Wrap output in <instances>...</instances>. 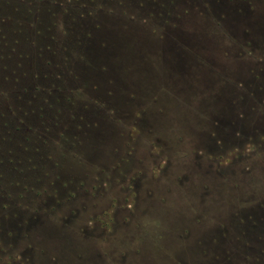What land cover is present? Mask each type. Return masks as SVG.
<instances>
[{
	"label": "rangeland",
	"instance_id": "1",
	"mask_svg": "<svg viewBox=\"0 0 264 264\" xmlns=\"http://www.w3.org/2000/svg\"><path fill=\"white\" fill-rule=\"evenodd\" d=\"M251 4L0 0V264H264V102L203 131L211 97L264 72V2ZM198 139L226 181L182 188L219 204L210 218L169 178L192 157L219 170L192 155Z\"/></svg>",
	"mask_w": 264,
	"mask_h": 264
},
{
	"label": "trees",
	"instance_id": "2",
	"mask_svg": "<svg viewBox=\"0 0 264 264\" xmlns=\"http://www.w3.org/2000/svg\"><path fill=\"white\" fill-rule=\"evenodd\" d=\"M188 1V0H187ZM193 2H194V0H192ZM228 1H230V0H228ZM253 0H240V4H242L243 6H245L246 8L248 7V9H252L251 7H252V4H251V2H252ZM263 2H264V0H263ZM238 3V2H237ZM179 7H182L183 8V11H186L187 9H189V6H188V3H187V5L186 4H180L179 6H178V8ZM185 7V8H184ZM192 7V6H191ZM181 8V9H182ZM202 11L205 13V15L207 16V17H209L208 15H212V14H210L211 13V11L208 9V8H206V9H202ZM211 19L212 18H214V17H210ZM217 21V20H216ZM216 24V26H218L217 24H218V22L217 23H215ZM220 25V24H219ZM180 41V40H179ZM181 42V41H180ZM184 43V42H183ZM187 44V43H186ZM197 57H195V60L197 61V63H198V59H196ZM0 59H2V56H0ZM204 61H209V59H207V60H205L204 59ZM199 62H200V60H199ZM22 63H23V61L22 62H19V63H16L15 64V66L16 67H20V66H22ZM201 64V63H200ZM204 64V63H203ZM205 65H206V63H205ZM207 66V65H206ZM208 69V68H207ZM8 72L9 71V67L7 68L6 67V65H3V67L0 65V72L1 73H4V72ZM264 72L262 71V72H260V71H256L255 72V69L254 68H252V69H250L249 71H247V72H242V74H237V76H236V81L234 82V86L232 87V86H228L229 87V90H231V91H233L236 87H239V91L238 90H234L235 91V94H232V93H226L225 95V97H224V99H226L227 100V102L225 103V104H223L222 103V97H220V96H214V97H211V100L213 101L214 100V102H216L217 101V104H215V106H217L218 105V113H217V119L219 118V120H213L212 121V125L208 128V127H204V129H203V131H206L207 129L209 130V133L208 134H211V135H213V136H217L218 134H220L221 133V131L222 130H227L228 129V126H230V125H237V123H236V120L238 121V120H241V119H244L245 118V115H244V113L245 112H247L246 111V98H248V97H250L251 99H254L255 98V100H257V97H258V102L261 104V103H263L264 102V99H263V93H262V91H264V88H263V83H264V74H263ZM232 75V74H231ZM251 75V76H250ZM246 76H249V77H251V78H253L254 80V83H251V81H250V84H247L249 81H248V79H246ZM226 79H228V77L227 78H225L224 80H226ZM223 80V81H224ZM227 81V80H226ZM241 88V89H240ZM240 90H242V91H240ZM262 94V95H261ZM186 95V94H185ZM177 98V97H176ZM198 99H202V100H204V102H206L205 101V98L202 96V98H198ZM244 100V101H243ZM178 101V100H177ZM264 104V103H263ZM258 106V105H257ZM194 112H196V116L199 118L200 117V119H203V121H205L206 119H207V116H206V113H204V114H202V111H201V109H199L198 107L196 108V110L194 111ZM205 112V111H204ZM232 112L233 113H235L236 114V120L234 121V116H233V114H232ZM117 114V113H116ZM242 114H243V116H242ZM242 116V117H241ZM215 117V116H214ZM205 126H206V124H204ZM191 126H193V125H191ZM251 126H252V124H251ZM251 126H249V127H251ZM187 128H189L188 130L190 131V133H189V135L193 138V139H195L194 137H193V131L194 132H196V130H193V131H191V129H190V126H186ZM186 127H183L182 128V126H181V129L182 130H185L186 129ZM194 128H197V126H193V129ZM203 128V127H202ZM254 128V127H253ZM151 130V129H150ZM49 131H51V130H49ZM162 132H163V130H161ZM202 131V130H201ZM253 131V130H252ZM171 132H172V130H171ZM200 131L199 130H197V133H199ZM164 134H166V131H164L163 132ZM235 133V135H236V133H237V131H235L234 132ZM222 134V133H221ZM151 141V140H150ZM196 142H197V144H196ZM194 141L193 142V145H192V155L194 156H196V157H203V158H206V159H204V160H207V161H210V164L212 163L214 166H217L218 167V169L219 170H217L216 171V173L215 174H212V172H211V170L209 169V167H206V168H204V167H201V166H199V167H197V165H196V163L194 162L195 160H193V157L187 162L188 164H187V168L186 169H183L182 171H180V170H177V172H174L175 174H173V173H171V175L172 176H169V178L171 177V181H172V184H174L175 185V188L177 187L178 189H177V191L178 192H180L183 188L182 187H185V186H183V184L185 185V183H187V181L188 180H190V181H192V183H194V182H196L197 181V183H198V186H199V188L201 187V185H203V186H205L204 188H202L201 187V192H204V193H206V192H211V193H214V189L216 188V186L215 185H217L216 183H218V182H224V181H226V178H225V175H223V174H221V171H220V165H222V156H220V157H216V155L215 154H213V153H210V152H208V151H205L206 150V148H201V140L200 139H198V141ZM160 144H162L161 142H159ZM152 144H154V143H152ZM155 145V144H154ZM153 146V145H152ZM161 146H163V145H161ZM175 146H177V148H179V147H182V145H180V144H176ZM6 148V147H5ZM36 149H34V151H35ZM12 150L11 149H7L6 150V152H7V155H8V157H11V154H12V152H11ZM29 152L30 153H32L31 152V150H27L26 151V155H29ZM165 153V152H164ZM168 156V155H167ZM187 156V155H186ZM171 157V156H170ZM173 157V156H172ZM184 157V156H183ZM9 160V163H11V160L10 159H8ZM222 160V161H221ZM95 162H97V160H94ZM214 162V163H213ZM209 163V162H208ZM223 166V165H222ZM224 167V166H223ZM194 171H193V170ZM195 169H198L197 171H195ZM201 169H208V170H201ZM165 173H163L162 174V176H164V177H167V176H165L164 175ZM0 179H2V177H1V174H0ZM6 182H8V181H6ZM5 183V182H4ZM14 183V181H12V182H10L9 183V185L11 184H13ZM215 187V188H214ZM218 187V186H217ZM188 189V190H187ZM186 190L185 189H183V191L185 192H187V195H185V201H188L187 200V198H189L191 201H192V203H193V207L191 206V208L189 209L190 211H192L193 212V210H196V211H198V213H204V214H206L207 215V217L208 218H210V216L209 215H215L214 214V212H212L211 211V208H209V212H205V207H208V206H212V208H217V206L216 205H219V204H217V203H208L209 201H207L206 199H208V198H205V196H199V194H198V196L196 195V193H197V191L195 190L194 192H192V190H189V188H187ZM219 189V188H218ZM216 190H217V188H216ZM191 192H192V194H191ZM164 193H168V190H164ZM198 193H199V191H198ZM187 196V197H186ZM184 197V196H183ZM164 198H165V196H164ZM164 198L163 199H161V200H164ZM203 198V199H202ZM202 199V200H201ZM182 200V199H181ZM223 205V204H222ZM169 210H170V206H169ZM169 210H166V211H169ZM194 213V215H195V213L196 212H193ZM197 213V214H198ZM157 215H160V213L158 212V210H157ZM208 220H210V219H208ZM199 221V220H198ZM221 221V220H220ZM223 221H226V220H223ZM218 222V221H217ZM219 227H221V226H219ZM222 230H220V232H221ZM237 236H238V238H237V244H238V241L240 240V238L243 236V235H241L240 236V233H237ZM264 237V236H263ZM256 239L257 238H254L253 239V241L252 242H250V243H247V245H243V246H245V250H243V251H247V252H245V253H247V254H249V252H251V250L253 249L252 248V246H253V243H254V241H256ZM235 240H236V238H235ZM242 244V243H241ZM238 245H236V247H237ZM240 246V245H239ZM247 247H251V248H247ZM254 247V246H253ZM238 249H240V248H238L237 247V250ZM236 250V251H237ZM240 251H242L241 249H240ZM243 251H242V256L243 257H247L246 255H244V253H243ZM250 256V255H249ZM242 257V258H243ZM244 259V258H243Z\"/></svg>",
	"mask_w": 264,
	"mask_h": 264
}]
</instances>
